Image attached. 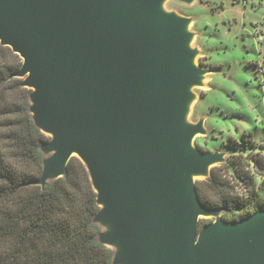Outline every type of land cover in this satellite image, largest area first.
Masks as SVG:
<instances>
[{"label":"water","instance_id":"1","mask_svg":"<svg viewBox=\"0 0 264 264\" xmlns=\"http://www.w3.org/2000/svg\"><path fill=\"white\" fill-rule=\"evenodd\" d=\"M151 1L0 0V38L23 59L63 161L84 157L133 264H261L264 211L197 230L212 212L185 166L201 155L163 130L180 73Z\"/></svg>","mask_w":264,"mask_h":264},{"label":"rangeland","instance_id":"2","mask_svg":"<svg viewBox=\"0 0 264 264\" xmlns=\"http://www.w3.org/2000/svg\"><path fill=\"white\" fill-rule=\"evenodd\" d=\"M145 9L171 25L180 77L163 110V130L173 146L188 134L189 149L201 155L185 166L191 181L204 180L212 168L239 153L264 159V0H152ZM22 78L38 107L29 72ZM34 115L51 139L44 147L47 161L41 181L48 183L63 176L67 162L58 133L45 117L37 111ZM242 137L252 144L235 146ZM95 191L100 195L102 212L97 221L104 244L115 251L116 264H133L110 205L98 187ZM201 219L221 222L218 213L198 212L197 222Z\"/></svg>","mask_w":264,"mask_h":264},{"label":"trees","instance_id":"3","mask_svg":"<svg viewBox=\"0 0 264 264\" xmlns=\"http://www.w3.org/2000/svg\"><path fill=\"white\" fill-rule=\"evenodd\" d=\"M22 67L21 56L0 42V264H116L102 239L100 195L88 165L73 157L62 177L41 183L51 139L36 122ZM195 187L209 212L238 222L264 211V159L239 153ZM210 224L199 220L198 232Z\"/></svg>","mask_w":264,"mask_h":264},{"label":"bare ground","instance_id":"4","mask_svg":"<svg viewBox=\"0 0 264 264\" xmlns=\"http://www.w3.org/2000/svg\"><path fill=\"white\" fill-rule=\"evenodd\" d=\"M162 17H164V16H162ZM158 20L160 21V22H162V18L161 17H158ZM173 34V33H172ZM176 49V48H175ZM195 136V135H194ZM174 142V141H173ZM189 146H190V140H188V142H187V144H186V147L187 148H189ZM68 156H77V157H79L80 159H84V157L82 156V154L78 151V150H76V149H72L71 150V152L67 155V157Z\"/></svg>","mask_w":264,"mask_h":264}]
</instances>
